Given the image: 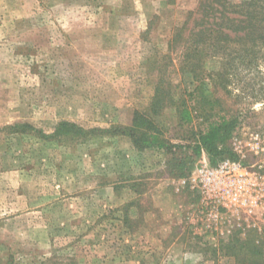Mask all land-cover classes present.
I'll return each instance as SVG.
<instances>
[{
  "label": "rangeland",
  "instance_id": "1",
  "mask_svg": "<svg viewBox=\"0 0 264 264\" xmlns=\"http://www.w3.org/2000/svg\"><path fill=\"white\" fill-rule=\"evenodd\" d=\"M202 1L0 0V264H264L250 239L264 249V217L231 234L189 218L200 197L182 180L210 122L232 123L225 153L205 151L212 164L264 175V28L206 20L215 32L193 70L177 27L195 26ZM244 1L214 5L235 16ZM136 113L165 146L135 145L125 128Z\"/></svg>",
  "mask_w": 264,
  "mask_h": 264
},
{
  "label": "trees",
  "instance_id": "2",
  "mask_svg": "<svg viewBox=\"0 0 264 264\" xmlns=\"http://www.w3.org/2000/svg\"><path fill=\"white\" fill-rule=\"evenodd\" d=\"M208 1L209 0L206 1L203 0L201 2L202 5L197 10V13L202 15L201 17L199 18L197 17V19H195V21L197 22L195 23V26L193 28L187 27V21L184 22L183 26L177 27V42L180 41L181 44L180 45L181 47L179 48L180 56L184 59L185 61L184 64L186 66L188 64H191L190 67H192L193 70H197L198 65L201 63L200 60L197 63L194 62L196 54L200 52L198 56L202 58L206 57L209 54L205 51V47H203L202 49H198L201 46L200 44L201 43L205 44L206 41H208V39L212 37V34L215 32V29H211L206 25V23L210 24L209 22H206V20L209 21L211 20V18H218L219 20H223L222 22L223 26L237 31L245 29L247 35L253 34V30L255 27L256 29L264 28V0H246L242 2V9L240 8L234 11L235 16L226 15L227 11L219 10V8H217L214 5V3L217 0H211V2ZM197 13L195 11H190L189 14L193 16ZM215 25H219L218 21L215 22ZM196 27H198L197 30L195 29ZM187 30H189L188 33H186ZM228 36L229 35H227V37ZM258 37L264 38V33ZM193 74H194L193 77L195 79L199 78L198 75H195V73ZM163 93H164L163 87L157 85L155 89V95L153 97L150 108L152 113L154 114L160 113L158 104L160 102L162 103L163 101L162 99ZM136 114H139V116L135 118V123L133 127L125 128V131H128V134H130L131 137L133 138L135 145L140 149L155 145L158 146L159 148L165 146L164 142L160 141L161 139L159 138V135L156 131L152 133H148L147 131L144 130V127L148 126L149 122L152 120L151 115H147L144 113H136ZM61 125H63V127L68 126L66 130L69 129H77V131L84 130V128L77 125L76 123L62 121ZM136 130H140V131L136 132ZM231 131H232V123L224 117L220 121L210 122L206 130L200 132L198 143L193 148L194 152L200 153L203 149L210 155L224 154L225 149H223V144L230 135ZM256 235L257 234L255 233H251L250 239H251V245H253L251 247V250H253V253L255 255L256 254L261 255L264 249L262 244L258 243V237ZM231 242L237 246L238 250H241L243 248V244L244 246H246L245 244L246 241L239 242L238 238H236V235L232 237ZM241 262L252 263L250 260H246V259L243 261L241 260ZM260 263L263 264V262L261 261Z\"/></svg>",
  "mask_w": 264,
  "mask_h": 264
},
{
  "label": "built area",
  "instance_id": "3",
  "mask_svg": "<svg viewBox=\"0 0 264 264\" xmlns=\"http://www.w3.org/2000/svg\"><path fill=\"white\" fill-rule=\"evenodd\" d=\"M187 181L200 197L199 216L189 217L212 233L231 234L237 220L264 217V175L240 160L224 158L212 164L202 152ZM264 220V219H263Z\"/></svg>",
  "mask_w": 264,
  "mask_h": 264
},
{
  "label": "crops",
  "instance_id": "4",
  "mask_svg": "<svg viewBox=\"0 0 264 264\" xmlns=\"http://www.w3.org/2000/svg\"><path fill=\"white\" fill-rule=\"evenodd\" d=\"M177 262L179 263V264H184V261L181 259V260H177ZM239 264H248V263H239Z\"/></svg>",
  "mask_w": 264,
  "mask_h": 264
}]
</instances>
